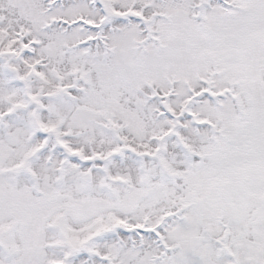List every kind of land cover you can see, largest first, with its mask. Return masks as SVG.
Wrapping results in <instances>:
<instances>
[{
    "label": "snow or ice",
    "instance_id": "1",
    "mask_svg": "<svg viewBox=\"0 0 264 264\" xmlns=\"http://www.w3.org/2000/svg\"><path fill=\"white\" fill-rule=\"evenodd\" d=\"M0 264H264V0H0Z\"/></svg>",
    "mask_w": 264,
    "mask_h": 264
}]
</instances>
